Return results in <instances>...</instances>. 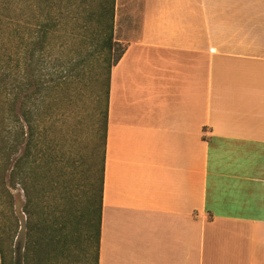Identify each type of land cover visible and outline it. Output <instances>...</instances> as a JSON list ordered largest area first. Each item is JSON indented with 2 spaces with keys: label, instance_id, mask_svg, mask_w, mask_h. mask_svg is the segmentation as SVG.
Instances as JSON below:
<instances>
[{
  "label": "crops",
  "instance_id": "crops-1",
  "mask_svg": "<svg viewBox=\"0 0 264 264\" xmlns=\"http://www.w3.org/2000/svg\"><path fill=\"white\" fill-rule=\"evenodd\" d=\"M109 75L98 264H264V0H139Z\"/></svg>",
  "mask_w": 264,
  "mask_h": 264
},
{
  "label": "trees",
  "instance_id": "trees-1",
  "mask_svg": "<svg viewBox=\"0 0 264 264\" xmlns=\"http://www.w3.org/2000/svg\"><path fill=\"white\" fill-rule=\"evenodd\" d=\"M16 12L21 19L15 25L11 13ZM114 20L115 0H0V39L8 40L7 47L0 45V213L9 209L8 217L16 220L13 192L21 189L25 196L22 212L28 220V251L34 252L38 264L48 262L52 243L59 252L74 243L82 254V264H98L109 75L125 50L114 39ZM80 43L93 47L107 64L100 165L96 170L91 166L85 209L75 222H62L55 205L53 221L47 217L38 223L34 193L47 179L46 158L62 153L46 123L54 114L60 93L75 77L78 62L72 55ZM48 184L55 190L54 181L48 180ZM7 258L0 235V264H7Z\"/></svg>",
  "mask_w": 264,
  "mask_h": 264
},
{
  "label": "rangeland",
  "instance_id": "rangeland-1",
  "mask_svg": "<svg viewBox=\"0 0 264 264\" xmlns=\"http://www.w3.org/2000/svg\"><path fill=\"white\" fill-rule=\"evenodd\" d=\"M139 9V0H115V40L129 39L137 32ZM11 16L16 20L15 25L21 19L19 12L11 13ZM2 30L8 33L5 28ZM7 41L6 37L0 39V45L7 47ZM120 46L125 47V43L120 42ZM93 51V47L81 43L77 46L72 55L78 62V69L73 75L75 77L53 103L54 114L46 123L51 137L61 144L62 153H52V159L46 158L47 166L42 167L43 170L46 166L48 176L39 184L40 188L33 198V201L38 202L39 213L35 218L38 223L45 221L47 217L53 221L55 205L61 211L62 222H75L76 216L83 214L85 209L84 195L89 189L91 166L94 165L96 170L100 165L103 126L101 116L106 105L107 64L102 61L99 53ZM1 106L0 96V110ZM1 124L0 120V133ZM48 180L56 183L55 190L49 189ZM13 194L16 220L8 217L9 209H5L6 214L0 213V235L8 256L7 264H38L34 252L28 251V220L22 212L25 205L24 193L18 189ZM12 221L16 223L14 228L11 226ZM74 245L68 244L64 252H59L57 247H53L56 243H52L48 256L46 255V264H82V254Z\"/></svg>",
  "mask_w": 264,
  "mask_h": 264
}]
</instances>
